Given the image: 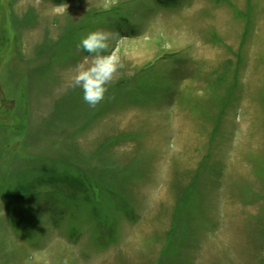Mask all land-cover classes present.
Masks as SVG:
<instances>
[{
    "label": "rangeland",
    "instance_id": "rangeland-1",
    "mask_svg": "<svg viewBox=\"0 0 264 264\" xmlns=\"http://www.w3.org/2000/svg\"><path fill=\"white\" fill-rule=\"evenodd\" d=\"M0 264H264V0H0Z\"/></svg>",
    "mask_w": 264,
    "mask_h": 264
},
{
    "label": "clouds",
    "instance_id": "clouds-1",
    "mask_svg": "<svg viewBox=\"0 0 264 264\" xmlns=\"http://www.w3.org/2000/svg\"><path fill=\"white\" fill-rule=\"evenodd\" d=\"M111 34L104 31H93L81 38L78 47L91 54L86 56L77 67L73 77V87L83 90V100L90 106L100 103L107 92V85L112 81L118 68L122 67L115 55H105L109 48Z\"/></svg>",
    "mask_w": 264,
    "mask_h": 264
}]
</instances>
